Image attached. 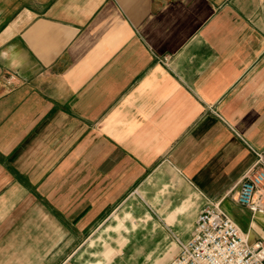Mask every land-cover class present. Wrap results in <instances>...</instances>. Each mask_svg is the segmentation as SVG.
<instances>
[{"label":"crops","instance_id":"0c3cea01","mask_svg":"<svg viewBox=\"0 0 264 264\" xmlns=\"http://www.w3.org/2000/svg\"><path fill=\"white\" fill-rule=\"evenodd\" d=\"M252 150L264 0H0V264H167L211 202L264 243Z\"/></svg>","mask_w":264,"mask_h":264},{"label":"built area","instance_id":"2783aa9c","mask_svg":"<svg viewBox=\"0 0 264 264\" xmlns=\"http://www.w3.org/2000/svg\"><path fill=\"white\" fill-rule=\"evenodd\" d=\"M12 77L3 84L10 86ZM254 161L243 173L235 202L251 215L264 216V151L252 150ZM177 253L167 264H264V243L248 237L223 212L209 203L197 215L189 240H176Z\"/></svg>","mask_w":264,"mask_h":264},{"label":"rangeland","instance_id":"374dc122","mask_svg":"<svg viewBox=\"0 0 264 264\" xmlns=\"http://www.w3.org/2000/svg\"><path fill=\"white\" fill-rule=\"evenodd\" d=\"M138 192H136V191H134V192H132L131 193V197H132V199L134 200V197L135 198H138ZM128 208H129V206H128V203H124V204H122L121 205V207L120 208H118L117 209V212H116V218H120L121 216H122V212L123 211H127L128 210ZM107 224H110L109 222H107L105 225H107ZM100 244H102V243H100ZM108 243H107V241H106V245H107ZM177 247V246H176ZM123 264H127V263H123Z\"/></svg>","mask_w":264,"mask_h":264}]
</instances>
